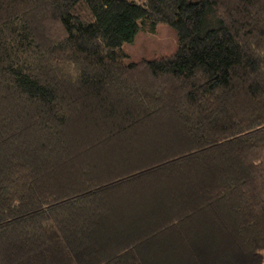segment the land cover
<instances>
[{
	"label": "trees",
	"instance_id": "16d2710c",
	"mask_svg": "<svg viewBox=\"0 0 264 264\" xmlns=\"http://www.w3.org/2000/svg\"><path fill=\"white\" fill-rule=\"evenodd\" d=\"M263 257L264 0H0V264Z\"/></svg>",
	"mask_w": 264,
	"mask_h": 264
},
{
	"label": "rangeland",
	"instance_id": "374dc122",
	"mask_svg": "<svg viewBox=\"0 0 264 264\" xmlns=\"http://www.w3.org/2000/svg\"><path fill=\"white\" fill-rule=\"evenodd\" d=\"M176 44L177 35L175 30L165 23L155 25L152 31L147 27H141L131 42L123 44V50L127 54L125 60L169 55L175 50ZM261 264H264V257Z\"/></svg>",
	"mask_w": 264,
	"mask_h": 264
}]
</instances>
